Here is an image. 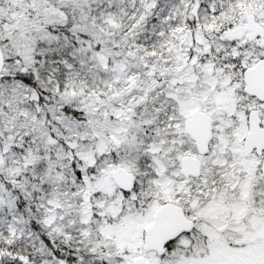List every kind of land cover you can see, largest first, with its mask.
Masks as SVG:
<instances>
[{"label": "snow or ice", "instance_id": "obj_1", "mask_svg": "<svg viewBox=\"0 0 264 264\" xmlns=\"http://www.w3.org/2000/svg\"><path fill=\"white\" fill-rule=\"evenodd\" d=\"M0 264H264V0H0Z\"/></svg>", "mask_w": 264, "mask_h": 264}]
</instances>
